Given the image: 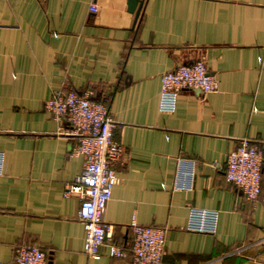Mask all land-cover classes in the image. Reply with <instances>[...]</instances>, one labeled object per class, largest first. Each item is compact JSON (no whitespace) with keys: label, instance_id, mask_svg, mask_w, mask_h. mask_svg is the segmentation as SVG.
Instances as JSON below:
<instances>
[{"label":"crops","instance_id":"1","mask_svg":"<svg viewBox=\"0 0 264 264\" xmlns=\"http://www.w3.org/2000/svg\"><path fill=\"white\" fill-rule=\"evenodd\" d=\"M199 60L218 90L160 112L162 74ZM58 91L91 92L116 124L112 242L131 246L134 218L165 231L161 264H264V161L253 203L224 177L243 140L264 159V0H144L136 22L127 0H0V264L27 245L46 264H131L83 253L79 201L63 196L83 160L44 109ZM178 158L195 163L191 191H171ZM190 209L217 211L216 233L188 232Z\"/></svg>","mask_w":264,"mask_h":264},{"label":"built area","instance_id":"2","mask_svg":"<svg viewBox=\"0 0 264 264\" xmlns=\"http://www.w3.org/2000/svg\"><path fill=\"white\" fill-rule=\"evenodd\" d=\"M90 12H96L95 6ZM158 108L162 113L175 110L181 92L201 95L216 92L217 80L208 72L204 60L178 66L165 72L160 79ZM45 111L53 120L66 125L67 134L76 141L71 156L83 160V171L64 188L65 198L79 201L78 220L84 229L83 253L92 261L101 258V249L116 259H131V264H161L165 250V231L140 226L132 219L133 236L129 248L112 242L103 217L114 185L118 182L115 170L123 149L113 140L115 122L109 115L106 102L96 101L91 92L77 95L73 92H53L44 103ZM263 155L259 148L247 140L226 158L225 181L242 192L247 202H255L261 191ZM4 169V155L0 152V176ZM195 176V163L176 160L171 191H191ZM218 212L190 209L186 230L192 233L214 235L217 231ZM14 264H46V254L39 246H19L14 249Z\"/></svg>","mask_w":264,"mask_h":264},{"label":"water","instance_id":"3","mask_svg":"<svg viewBox=\"0 0 264 264\" xmlns=\"http://www.w3.org/2000/svg\"><path fill=\"white\" fill-rule=\"evenodd\" d=\"M144 0H127L128 11L135 15V22L140 16Z\"/></svg>","mask_w":264,"mask_h":264}]
</instances>
